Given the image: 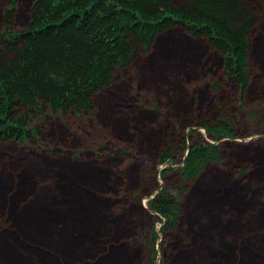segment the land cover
Here are the masks:
<instances>
[{
  "label": "rangeland",
  "instance_id": "1",
  "mask_svg": "<svg viewBox=\"0 0 264 264\" xmlns=\"http://www.w3.org/2000/svg\"><path fill=\"white\" fill-rule=\"evenodd\" d=\"M3 2L0 0V4ZM21 2L22 17H26L31 0ZM252 2L263 16L251 39L252 82L244 94L226 78L222 59L207 40L181 28L162 32L151 56L136 64L134 72L142 76L139 83L144 95L132 96L134 105H122L126 111L119 113L135 116L143 109L147 112L143 114L147 123L165 121L161 136L148 137L149 147L145 143L138 146L135 140L127 144L117 138L112 132L120 125L101 122L97 114L83 119L80 126L73 118L75 114L64 115L62 121L51 111L44 115L38 112L33 117L34 126L46 122L36 137L27 142L0 141V233L4 235H0V264H13L4 261L3 254L7 252L19 264H58L55 256L46 253V249L55 250V247L61 251L66 247L78 251L74 257L59 251L63 264L67 260H88L92 264H165L160 245L164 235L162 223L152 220L154 213L148 207V200L164 183L183 193L178 190L182 180L178 169L185 155L180 159L181 151L175 152L180 161L171 164L174 170L164 176L161 169L166 164L152 163L157 157L155 152L151 154L152 141L161 146L167 139L173 142L181 139L183 133L176 128L178 111L185 117V135L191 127H196L193 131L196 139L214 141L213 134L194 123L189 114L192 107L198 108L203 116L210 115L217 121L221 110L216 108L215 100L229 107L228 113L237 118L244 133L217 140L225 161L209 166L207 174L200 181L190 183L179 199L185 215L182 224L185 237L172 243L168 260L170 264H264V1ZM176 71L185 79L182 86L185 92L195 85L198 101H193L192 106L179 104L180 108L172 109L166 101L170 96L166 92L169 90L166 77ZM215 79L226 83L218 96L210 83ZM163 88L166 93L161 91ZM132 90L137 93L134 87ZM184 91L176 90V94L184 95ZM178 99L177 95L176 103ZM205 99L208 105L203 107ZM117 100L124 101L121 97ZM97 101L99 106L106 103L104 95ZM175 109V113L171 112ZM70 123L76 126L74 131L69 128ZM167 129L171 131L169 134ZM100 137L102 140L96 141ZM130 145L135 148L130 149ZM118 147L129 150L109 153ZM38 165L43 167L44 179H49L58 193L57 200H32L36 176L41 172ZM241 165L247 167L244 174L236 172ZM232 169L235 171L231 172ZM46 192L51 191L46 189ZM124 204L127 210L122 209ZM120 223L123 228L119 227ZM154 225L158 236L157 253L152 260L150 242ZM3 228L8 230L5 232ZM4 239L12 246L5 244ZM26 243L38 244L39 248L28 249ZM114 244L118 249L108 255ZM5 246L10 250H5Z\"/></svg>",
  "mask_w": 264,
  "mask_h": 264
},
{
  "label": "trees",
  "instance_id": "2",
  "mask_svg": "<svg viewBox=\"0 0 264 264\" xmlns=\"http://www.w3.org/2000/svg\"><path fill=\"white\" fill-rule=\"evenodd\" d=\"M21 1L4 0L0 4V141L13 139L27 142L36 137L46 122L41 126H34L33 117L38 112L44 115L51 111L62 121H65L64 115L75 114L73 118L80 126L83 119H90L93 114H97L101 122L113 123L115 127L120 125L119 129L112 132L117 138H122L126 143L135 140L136 145L145 143L149 147L151 144L147 142L148 137L154 134L158 136L165 121L161 119L155 124H149L143 115L147 112L143 109L139 115H123L126 110H122L121 106L132 107L134 104L131 97L144 95L140 90L143 88L140 85L142 76L139 77L134 72L136 64L154 51L156 39L162 32L175 27L194 37H204L213 51L221 57L226 78L234 86H238L243 94L252 82L251 39L263 16V12L259 11L252 0H31L26 7V17H22ZM178 71L166 77L169 79V90L166 92L170 95L166 101L172 109L174 106L180 108L181 104L192 106L198 101L194 94L195 85H191L189 91L185 92L184 87L182 88L185 79ZM210 83L216 96L226 86L224 81L217 79ZM132 87L137 93H133ZM181 89L185 92L184 95L176 94V90L183 92ZM164 90L163 88L161 91ZM102 95L106 103L99 106L97 98ZM177 95L179 99L176 103ZM118 97L124 101H118ZM202 103L203 107L208 105L207 99ZM215 106L221 110L217 121L212 120L210 115L203 116L198 108L192 107L189 114L194 123L213 134L214 141L196 139L193 134L196 127H191L185 135V117L179 111L175 116L178 119L176 128L183 133L181 139L178 142L167 139L161 146L159 142L152 141L151 154L155 152L154 155H157L152 163L154 166L157 163L166 164L161 169L164 176L174 170L171 164L180 161L177 160L178 151H181L180 159L185 155L183 165L178 169L182 179L178 190L181 189L183 193L164 183L160 191L148 200V207L154 213L152 220L162 223L164 235L160 245L162 244L165 264H170L168 255L172 243L185 237L182 229L185 215L179 200L182 194L190 183L200 181L207 174L209 166L225 161L217 140L235 138L244 133L237 118L228 113L229 107L226 104L215 100ZM122 111V114L119 113ZM175 111L176 109L171 112ZM31 112H34L32 117ZM74 127L76 126H69L72 131ZM75 130L79 131L77 128ZM166 132L169 134L171 131L167 129ZM101 138L96 141L99 142ZM131 148L135 147L130 145ZM127 150V147H118L109 153L113 155ZM38 167L41 172L36 176L37 187L32 200H57L58 193L49 179H44L43 167ZM239 168L237 173L240 171L239 173L244 174L247 171L245 166L241 165ZM135 173L133 178L137 175ZM54 180L56 188L57 179ZM46 189L51 192L45 193ZM121 206L127 210L125 204ZM119 225L124 227L121 223ZM3 229L5 232L8 230ZM151 233L153 260L157 253L158 236L155 225L151 228ZM16 234L14 236L19 241V234ZM4 240L5 244L11 245L7 239ZM26 246L28 249L39 248L34 243H26ZM8 248L10 250L9 246L4 249ZM55 248L53 251L46 249V253L55 256L58 264H63L58 253L61 250L59 247ZM113 249L118 247L111 245L108 255ZM72 250L66 247L61 254L74 257L78 251ZM15 251V255L19 254L18 250ZM3 257L6 262L19 264L17 258L11 257L8 252ZM65 262L64 264L93 263L88 260Z\"/></svg>",
  "mask_w": 264,
  "mask_h": 264
}]
</instances>
